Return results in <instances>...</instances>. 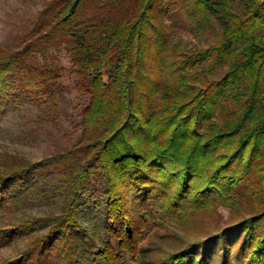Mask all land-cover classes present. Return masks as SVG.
Segmentation results:
<instances>
[{
  "label": "trees",
  "instance_id": "1",
  "mask_svg": "<svg viewBox=\"0 0 264 264\" xmlns=\"http://www.w3.org/2000/svg\"><path fill=\"white\" fill-rule=\"evenodd\" d=\"M166 1L50 0L0 48V120L58 113L63 67L37 55L63 45L84 101L74 143L0 170V264H264V0H183L216 23L203 49L173 42ZM219 208L150 259L153 233Z\"/></svg>",
  "mask_w": 264,
  "mask_h": 264
},
{
  "label": "rangeland",
  "instance_id": "2",
  "mask_svg": "<svg viewBox=\"0 0 264 264\" xmlns=\"http://www.w3.org/2000/svg\"><path fill=\"white\" fill-rule=\"evenodd\" d=\"M49 1L0 0V48L20 46L23 35L33 25L38 12ZM161 8L162 16L173 32V42L180 43L185 49H203L219 40V33L211 28L216 27L213 18H210L211 27L207 26L204 31L191 25L183 0H167ZM262 35L264 36V30ZM37 57L39 61H56L63 67L58 113L48 116L28 104L7 111L0 120V170L15 159L37 162L59 149L70 146L80 134L79 112L84 101L75 88V67L69 49L63 45L51 49L45 56L38 54ZM66 135H69V138ZM218 212L223 220L219 223V220L206 217L198 229L200 232H186L182 229L174 232L163 228L153 233L148 240L154 248L150 259L157 257L160 250L169 251L182 247L184 237L192 240L195 235L204 236L206 232L208 233L207 227L213 231L217 225H223V221L229 219L230 211L219 208ZM169 233H174V236L169 238ZM8 252L10 251L0 250V257L10 254ZM236 253V250H233L232 254ZM219 263L217 256L207 264Z\"/></svg>",
  "mask_w": 264,
  "mask_h": 264
}]
</instances>
